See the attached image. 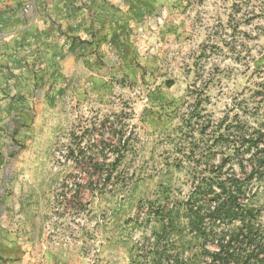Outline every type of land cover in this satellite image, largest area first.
<instances>
[{
    "label": "rangeland",
    "instance_id": "1",
    "mask_svg": "<svg viewBox=\"0 0 264 264\" xmlns=\"http://www.w3.org/2000/svg\"><path fill=\"white\" fill-rule=\"evenodd\" d=\"M253 166L264 223V0H0V264L17 239L40 264H155L168 228L216 264L173 200Z\"/></svg>",
    "mask_w": 264,
    "mask_h": 264
},
{
    "label": "trees",
    "instance_id": "2",
    "mask_svg": "<svg viewBox=\"0 0 264 264\" xmlns=\"http://www.w3.org/2000/svg\"><path fill=\"white\" fill-rule=\"evenodd\" d=\"M253 156L254 159H259L257 155ZM120 158L122 152L118 150L116 161L108 170L109 179L116 171ZM254 166L253 172L243 179L236 176L225 177L223 167L197 174L195 172L186 199L173 200V208L185 210L190 215V221L183 227L177 225L174 228L175 223L171 222L178 240L183 244L193 243L197 246L217 242L219 248L213 253L216 264H257L263 261L264 223L262 207L253 202L260 187L252 181L256 174ZM203 198L208 200L202 202ZM211 203L213 208L209 206ZM205 214L209 216L208 219H205ZM169 231L171 229L168 228L159 236L161 239L155 251V264H186V260L180 258L181 251L172 255L168 253L172 232ZM199 257V253H193L189 259L197 261Z\"/></svg>",
    "mask_w": 264,
    "mask_h": 264
},
{
    "label": "crops",
    "instance_id": "3",
    "mask_svg": "<svg viewBox=\"0 0 264 264\" xmlns=\"http://www.w3.org/2000/svg\"><path fill=\"white\" fill-rule=\"evenodd\" d=\"M4 249L10 256V264H40L36 256L33 255L34 251H26L25 244L18 239L13 243L4 245Z\"/></svg>",
    "mask_w": 264,
    "mask_h": 264
}]
</instances>
